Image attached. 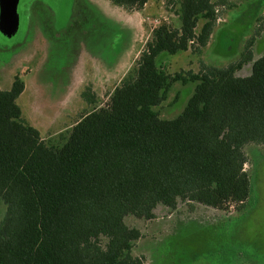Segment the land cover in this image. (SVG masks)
Instances as JSON below:
<instances>
[{
  "label": "trees",
  "instance_id": "1",
  "mask_svg": "<svg viewBox=\"0 0 264 264\" xmlns=\"http://www.w3.org/2000/svg\"><path fill=\"white\" fill-rule=\"evenodd\" d=\"M140 10L153 0H108ZM157 1V0H154ZM177 25L152 29L131 70L98 105L87 103L73 126L44 141L22 119L15 76L0 90V264H144L132 250L161 205L196 203L238 210L250 192L247 145L264 146V53L253 60L249 39L226 67L166 72L163 54H200L227 0H167ZM251 63L248 76H237ZM175 83H195L183 111L165 120L154 109Z\"/></svg>",
  "mask_w": 264,
  "mask_h": 264
},
{
  "label": "rangeland",
  "instance_id": "2",
  "mask_svg": "<svg viewBox=\"0 0 264 264\" xmlns=\"http://www.w3.org/2000/svg\"><path fill=\"white\" fill-rule=\"evenodd\" d=\"M217 8L212 38L200 54H161L166 72L197 73L201 65L226 67L238 61L253 38V60L264 53V0H227ZM146 9L126 11L108 0H19V24L7 38L0 34V90H9L15 76L24 83L16 103L22 119L44 141L57 142L87 103L88 93L107 102L108 95L133 67L152 31L148 21L177 25L167 0L149 1ZM251 63L237 71L248 76ZM195 83H175L154 110L160 118H176ZM250 192L240 209L215 210L196 203L161 205L149 221L127 218L140 230L132 254L144 264H264V146L244 149ZM5 205L0 201V222Z\"/></svg>",
  "mask_w": 264,
  "mask_h": 264
},
{
  "label": "water",
  "instance_id": "3",
  "mask_svg": "<svg viewBox=\"0 0 264 264\" xmlns=\"http://www.w3.org/2000/svg\"><path fill=\"white\" fill-rule=\"evenodd\" d=\"M19 0H0V34L4 37L13 36L19 24L17 5Z\"/></svg>",
  "mask_w": 264,
  "mask_h": 264
},
{
  "label": "built area",
  "instance_id": "4",
  "mask_svg": "<svg viewBox=\"0 0 264 264\" xmlns=\"http://www.w3.org/2000/svg\"><path fill=\"white\" fill-rule=\"evenodd\" d=\"M142 21L143 23L149 22L153 29L161 24V21L158 19H153L151 21H148V18H145V19H142Z\"/></svg>",
  "mask_w": 264,
  "mask_h": 264
},
{
  "label": "crops",
  "instance_id": "5",
  "mask_svg": "<svg viewBox=\"0 0 264 264\" xmlns=\"http://www.w3.org/2000/svg\"><path fill=\"white\" fill-rule=\"evenodd\" d=\"M149 4H150V2H148V3H146L144 6H143V9H146V8H148L149 7ZM151 5V4H150ZM148 6V7H147ZM216 28V27H215ZM212 38V37H211ZM211 40V39H210ZM241 77H244V76H241Z\"/></svg>",
  "mask_w": 264,
  "mask_h": 264
}]
</instances>
